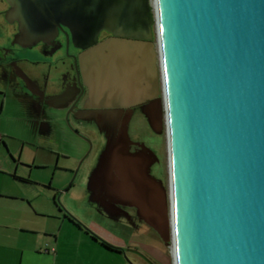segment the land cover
<instances>
[{"label":"water","instance_id":"water-1","mask_svg":"<svg viewBox=\"0 0 264 264\" xmlns=\"http://www.w3.org/2000/svg\"><path fill=\"white\" fill-rule=\"evenodd\" d=\"M4 1L10 43H48L65 27L74 46L96 44L99 60L105 48L131 58L155 96L145 114L164 127L166 195L149 154L127 150L125 122L91 186L137 206L172 264H264V0ZM100 30L111 37L97 42Z\"/></svg>","mask_w":264,"mask_h":264},{"label":"flooded vegetation","instance_id":"flooded-vegetation-1","mask_svg":"<svg viewBox=\"0 0 264 264\" xmlns=\"http://www.w3.org/2000/svg\"><path fill=\"white\" fill-rule=\"evenodd\" d=\"M109 37H111L109 32L100 30L97 34V42ZM95 46L96 44H92L82 49L74 46L65 27L58 28L55 36L48 43L38 41L32 46L24 47L27 52L20 53L23 47L10 43L0 47V77L11 88L12 95L27 115L28 123L35 129L46 133L48 131L46 119L54 121L58 116L63 117V115L66 120L69 121L71 118L82 127L81 132L78 126L72 124V129L79 133L87 148L85 154L87 155L94 147L96 154L85 182L88 212L91 214L92 211L93 214L94 211L98 220L106 224L124 222L144 236L143 233L148 232L149 229L155 230L142 219L137 206L110 197L103 191L94 189L89 183L88 177L100 157V154L97 156L96 147L101 143L102 137L98 140L91 138L87 134L85 123L90 120L95 125H103L100 133L103 134L102 143H104V140L107 138L108 141L117 127L125 122L129 138L127 150H141L148 153L147 173L161 184L157 155L130 134V126L138 115L145 118L152 131L155 133L160 131L162 125L155 130L154 118L149 119L145 114L149 109L154 110L155 96L149 97L144 92V85H147V82L145 83L142 78L138 85V80L134 78L136 65L131 58H125L124 61L111 60L112 50L105 48L102 52L109 57L99 60L95 57L98 53L96 49L94 50ZM130 53L126 51L124 56L128 57ZM166 191H164L165 195ZM162 242L169 251L168 241L162 240ZM123 251L133 253L142 264H165V259H168L163 253L161 260L157 256L150 258L147 251L133 246H128Z\"/></svg>","mask_w":264,"mask_h":264},{"label":"rangeland","instance_id":"rangeland-1","mask_svg":"<svg viewBox=\"0 0 264 264\" xmlns=\"http://www.w3.org/2000/svg\"><path fill=\"white\" fill-rule=\"evenodd\" d=\"M0 1V6L4 9L7 4L4 0ZM1 14L0 31L10 30L8 39L4 37L2 40L5 45H8L15 26L14 23H7L3 18V12ZM153 47L155 48L154 41ZM23 49H20V53L27 52L24 47ZM6 88L4 101L0 92V131L4 133L2 140L4 143L0 142V150L7 159V169L15 176H20V178H13L17 183L16 185L19 186V190L26 196H32L29 204L48 213H54L59 208L63 209L98 237H103L102 235L107 233L114 234L115 237L127 241L130 246L147 251L150 258L157 256L161 260V253L167 255L168 259H165L164 263L172 264L170 250L167 251L161 238L152 229L143 233L144 236H142L124 222L106 224L98 220L94 211L93 214L92 211L91 214L88 212L85 199V182L91 162L96 154L94 153L95 147L87 155L85 154L87 148L78 135L79 133L72 129V124L78 126L81 132L82 127L76 124L73 119L69 118L68 121L64 115L59 117L58 114L54 121L53 119H46L48 124L46 133L35 129L28 123L27 115L23 112L18 100L12 95L11 88L9 86ZM85 124L88 129L87 134L91 138L98 140L102 137L101 143L96 147L97 156H99L107 141L106 138L102 143L103 134L100 131L103 125H95L90 120ZM130 134L151 148L157 155L159 180L163 190L166 191L168 163L164 127L162 126L160 131L155 133L149 128L145 118L138 115L130 126ZM92 219L95 220L93 224L99 233L87 225V223L89 224L88 221ZM52 226L55 230L58 228L57 224L53 222ZM68 233L69 231L65 232L64 229H61L59 237ZM107 243L110 242L107 241ZM121 257L128 264H142L131 252L122 253Z\"/></svg>","mask_w":264,"mask_h":264},{"label":"crops","instance_id":"crops-1","mask_svg":"<svg viewBox=\"0 0 264 264\" xmlns=\"http://www.w3.org/2000/svg\"><path fill=\"white\" fill-rule=\"evenodd\" d=\"M2 10L0 6L1 17ZM9 33V29L0 31V47L5 46L2 40L8 39ZM6 86V81L0 77L3 101ZM3 134L0 131V142ZM6 164L7 159L0 150V264H128L121 257L122 250L131 247L127 241L111 233L98 237L77 220L67 218L63 209L48 213L31 206L32 196L19 190L13 178L20 176L10 172ZM52 222L57 224L56 230ZM88 222L87 225L99 233L93 220ZM61 229L69 233L59 237ZM100 239H106L117 250L104 247Z\"/></svg>","mask_w":264,"mask_h":264},{"label":"trees","instance_id":"trees-1","mask_svg":"<svg viewBox=\"0 0 264 264\" xmlns=\"http://www.w3.org/2000/svg\"><path fill=\"white\" fill-rule=\"evenodd\" d=\"M65 216H66L67 218H69L70 220H74V221H76L74 218H72V217H71L70 215H68L67 213H66ZM93 236H94V235H93ZM99 243H100L101 245H103L104 247H106V248L117 250V247H115V246H113V245H111V244L105 242V241L102 240V239H100Z\"/></svg>","mask_w":264,"mask_h":264}]
</instances>
